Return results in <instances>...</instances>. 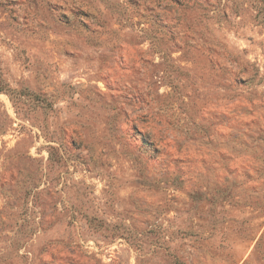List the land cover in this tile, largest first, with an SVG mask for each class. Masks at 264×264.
<instances>
[{
	"label": "rangeland",
	"instance_id": "obj_1",
	"mask_svg": "<svg viewBox=\"0 0 264 264\" xmlns=\"http://www.w3.org/2000/svg\"><path fill=\"white\" fill-rule=\"evenodd\" d=\"M0 264H264V0H0Z\"/></svg>",
	"mask_w": 264,
	"mask_h": 264
}]
</instances>
